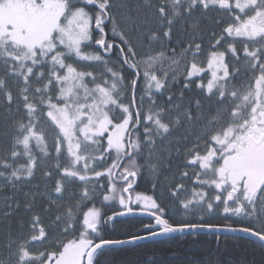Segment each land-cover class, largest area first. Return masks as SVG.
Returning a JSON list of instances; mask_svg holds the SVG:
<instances>
[{"label": "snow or ice", "instance_id": "snow-or-ice-1", "mask_svg": "<svg viewBox=\"0 0 264 264\" xmlns=\"http://www.w3.org/2000/svg\"><path fill=\"white\" fill-rule=\"evenodd\" d=\"M143 2L148 5L151 0ZM179 2L169 0L173 5ZM111 6V0H31L26 16L9 19L0 30V116L7 121L2 136L7 158L0 157V168L12 169L7 175L11 182L12 177H33L37 160L55 161V172H44L46 179L54 175L55 179L50 193L44 194L49 203L42 209L53 215L42 226L45 218L40 215L41 210L32 202L24 204L27 219L19 221L20 235L6 242V247L12 249L10 258H14V264H100L105 245H124L100 239L101 210L94 201L101 186L93 179L97 182L105 173L90 169L113 152L116 160L126 151L127 121L119 123L116 111L127 112L121 103V89L127 85L121 78L119 82L114 79L110 87H90L89 76L77 71L67 59L82 58L85 45L93 42V23L95 30L102 32V25L108 20L112 21V34L123 41L121 51L127 46L135 55L115 18L107 13ZM197 7L211 14L204 18L211 19L214 25L207 32V68L211 78L205 84L201 77L205 69L198 56L204 51V30L198 17L191 24L194 34L183 47L179 60L160 51L159 56L145 64L143 90L151 95L153 90L159 92L165 87L168 74L163 73V79L157 76L154 62L167 61L177 67L184 55L191 54L190 67L187 62L180 73L183 88L189 90L194 83L206 99L215 98L207 111L202 110L199 98L193 101L201 109L195 119L203 124L205 146L196 152L191 163L214 177L204 183L218 190L227 187L228 200L242 195L255 211L254 201L260 198V188L264 187V167L258 164L264 161V0H190V7L185 10L191 13ZM101 11L107 20L101 18ZM174 15H181L179 9L174 10ZM168 22L171 25L173 21ZM164 37L171 40V27L165 29ZM157 39L156 33L149 36L151 43ZM226 56L230 59L226 60ZM139 79L135 76L132 81L133 99ZM173 82H178L177 76ZM188 118L193 119L191 112ZM201 152L204 154L200 155ZM20 159L27 164L12 168V162ZM130 166L135 168L137 160H131ZM4 176L0 171V177ZM102 187L108 190L105 185ZM116 196L119 197L118 192ZM102 198L112 201L114 197L111 194ZM137 199L145 206L151 200L141 195ZM216 201L220 202L219 196ZM86 203L93 206L82 213L81 223L80 209ZM19 207L15 205L16 210ZM228 211L225 208L223 214ZM237 211L246 210L241 206ZM14 214L9 206L0 216L10 219ZM205 227L231 230L220 224ZM55 230H59L58 236ZM0 264L5 262L0 260Z\"/></svg>", "mask_w": 264, "mask_h": 264}, {"label": "trees", "instance_id": "trees-1", "mask_svg": "<svg viewBox=\"0 0 264 264\" xmlns=\"http://www.w3.org/2000/svg\"><path fill=\"white\" fill-rule=\"evenodd\" d=\"M6 1L0 0V6L11 5L14 2L15 5H20L21 2H28L27 4L31 5V0ZM103 2L105 0H100V3ZM111 4L112 6L107 9V13L115 18L119 30L123 32L132 48L135 49V55L133 56L129 52L127 46H124L121 51L123 41L119 36L112 34L110 30L112 21L108 20L106 24L102 25V32L96 31L93 23L91 33L93 42L85 45L82 58L77 59L74 56L67 58L77 71L86 73L89 76L87 79L89 85L92 84V81L101 83L107 80L103 84L110 87L114 79L119 82L121 78L127 85L126 88L121 89L123 95L121 103L127 109V112L117 109L116 119L119 123L127 121L128 149L126 148L125 153L116 160H114L115 153L113 152L111 156L105 157L103 161H97L95 168L92 169V172L102 171L105 173V176H102L99 181L96 182V179H93V183L101 186L100 189H97L94 204L101 210L102 236L100 239L102 240H120L138 234L136 217L122 211L125 200L124 185L125 183H132V179L129 178L122 182L119 178H123L127 173H134L136 179H138V186L135 185L130 190V195L138 189L157 198L169 197L173 210H179L182 197L190 193L192 188L195 187L191 179L194 172L189 171L187 178L183 177L182 172V168L186 167L185 163L192 153H175L185 149L186 141L196 133V128L199 125V121L195 117L201 109H197L193 101L196 98L200 99V92L195 88L194 83L191 89H184L183 76L180 74L191 54L184 55L181 64L177 67L170 65L167 61L152 64V67L156 70L155 74L161 79L164 78L163 73L168 74L165 87L159 92L153 90L149 95L143 90L146 89L144 72L146 70L145 64L151 58L159 56L160 51H165V55L171 59H180L183 47L187 46L186 43L191 40L194 34L191 24L198 17L200 18V27L204 30V51L198 56V59L202 61L203 54L209 50L210 37L207 32L214 26L211 19L204 18L211 14L203 13L199 7L191 13L185 10L190 7V0H180L175 5L170 4L169 0H151L148 5L144 4L143 0H111ZM175 9H179L180 16L174 15ZM100 16L102 19L107 20V15L103 11H101ZM169 19L173 21L171 25H169ZM169 27L172 31L170 41L164 37L165 29ZM153 33L158 34L155 43L149 41V36ZM109 45L113 46L109 47ZM172 49L176 51L174 54L171 52ZM88 57H94L95 59L90 60ZM125 57H127L126 60ZM130 65L133 67H130ZM188 66H190V61ZM92 75H96L98 80H92ZM135 76H139L140 79L135 85V99H133L132 81ZM175 76L178 78L177 83L173 82ZM181 93H183L182 98ZM202 110H205V108ZM189 112L193 117L191 120L188 118ZM146 116L160 118L161 123L168 130L159 131L158 135L151 138H145V135H142L141 151L137 153L133 126L137 118L141 120L142 126H144L143 119ZM6 123V119L0 116V157L3 158H7L5 155V141L2 139ZM145 125L146 127H152L151 124ZM149 139H153V142ZM133 159L138 162L135 168L130 166V161ZM21 163L27 164V161L23 159L13 161L12 168H16ZM54 164L55 161L51 159L48 161L37 160L34 169L35 175L26 180L48 188L52 187L55 175L52 179H46L44 172L46 170L55 172L52 168ZM0 171L6 174V176L0 177V213L3 212L7 202H12L15 211L14 216L10 219L0 216L1 258L6 251V242L10 238H18L20 235L19 221L22 218L27 219L24 212L26 202H32L41 210L40 215L45 218V225L42 226L49 223L53 213H46L42 210L44 205L48 204L42 200L33 199L32 197L26 199L16 192L12 195L11 185L25 178L22 176L17 180L12 177L10 182L7 175L11 174L12 169L0 168ZM91 175L93 174L91 173ZM142 182L147 183V187L141 188V185L139 187ZM103 185L108 190H104ZM179 186L184 189H179ZM112 189L115 191L110 192ZM117 192L119 197L116 196ZM111 194L114 197L112 201H103V195ZM16 204L20 205L18 210L15 209ZM92 206L93 204L86 203L80 209L81 223L82 213ZM112 217L113 221H110ZM107 221L109 222L107 223ZM171 221L175 225L209 223L199 217L183 218L178 215L177 217L172 216ZM55 231L58 236L59 230ZM99 260L100 264H264V245L244 237L188 234L163 238L154 243H142L126 247H104Z\"/></svg>", "mask_w": 264, "mask_h": 264}, {"label": "flooded vegetation", "instance_id": "flooded-vegetation-1", "mask_svg": "<svg viewBox=\"0 0 264 264\" xmlns=\"http://www.w3.org/2000/svg\"><path fill=\"white\" fill-rule=\"evenodd\" d=\"M209 51L210 49L203 54V59L202 61H200L201 62L200 66H202L205 69V72L201 74L202 80L205 84L207 80L210 79L211 77L210 75L211 70L207 68V58ZM228 59L230 58L226 56V60ZM193 79L199 80L200 78H193ZM200 99L203 108H205L204 111L208 110L210 104L215 103V98H213L212 100H208L203 96L201 92H200ZM161 122L162 120L158 117L151 118L146 116L143 119L144 126H142L141 120L139 118L136 119V122L133 126V131H135V148L137 153L141 151L142 135H145V138H151L154 135L155 136L158 135L159 131L161 132L165 131V128L167 127L164 126ZM145 124H151L152 127H146ZM202 131H203V124L199 121V125L196 128V133H194L190 137V139L186 141L187 144L185 146V149L181 150L180 152L179 151L175 152V153H192L191 157L185 163L186 167L182 168V172H184L183 177L187 178L189 176L188 175L189 171L194 172V175L191 176V179L195 187L192 188V191L190 193L193 194L195 189L199 187L198 191L195 194V197H198L199 203L201 204V207L199 208L198 213H196L197 214L196 216L201 218L205 222H209V223L197 224V225L220 224L230 228L250 230L261 236H264V187L260 188V192H259L260 198L255 199L254 201L255 211H253L252 205L245 202L243 200L242 195H238L234 197L232 200H228L229 189L227 187L223 188V190H218L215 188L214 185L209 186V184L204 183L205 180L211 181L214 177H212L209 173L204 174L203 170L199 168L198 164L191 163V161L194 159L196 155V152L202 151V149L205 146L202 142ZM149 140L153 142V139H149ZM203 154H204L203 152L200 153V155ZM139 156L137 158L138 161H139ZM258 164L259 166L264 167V161L258 162ZM191 167H196V168L191 169ZM119 179H122V177ZM130 184L131 183L128 184L125 183L124 188L126 186H129ZM136 185L138 186V179H136ZM140 185L142 186L141 188L147 187V183L144 182L139 184V187ZM179 189L183 190L184 188L179 186ZM131 195H132L131 197L132 202L130 208L132 210L148 212L153 215V217L134 215L136 217L135 220L137 224L138 234L133 237H147L154 234L158 235L159 231H162L166 226L167 227L181 226L172 223L171 221L172 216L177 217V215H179L183 218L187 217L186 214L181 212V210L184 209L182 208L183 207L182 200L180 201L179 210L176 209L173 210L172 205L170 203L171 199L169 197L163 199L157 198L154 195L141 192L138 189ZM138 195L148 196L151 198L147 206H145V204L141 200L137 199ZM217 196L220 197L219 203H217L216 201ZM241 206L246 210L245 212L237 211V209L240 208ZM225 208H228L229 211L226 214H223V210ZM122 211H125V209L123 208ZM156 216L160 217L163 220V223H161V225L159 226L156 224V219H157ZM217 221L222 223H218ZM160 240L161 239H155L143 243H150V242L154 243Z\"/></svg>", "mask_w": 264, "mask_h": 264}, {"label": "rangeland", "instance_id": "rangeland-1", "mask_svg": "<svg viewBox=\"0 0 264 264\" xmlns=\"http://www.w3.org/2000/svg\"><path fill=\"white\" fill-rule=\"evenodd\" d=\"M8 1L9 0H7L6 2H8ZM12 1H14V0H12ZM27 3L21 2L20 5H15V2H14L11 5L0 6V30H2L3 25L9 19H17V18H22V17L26 16L28 14V12L31 10V5H28ZM91 77H92V80L97 79L96 75L95 76L92 75ZM106 81L107 80L103 81L104 84ZM103 82L95 83L94 81H92V84L91 85L88 84V85L90 87H95L96 85L106 87L103 84ZM121 124H123V123H121ZM127 149H128V142H127ZM195 168L196 167H191V169H195ZM90 171H92V169H90ZM206 174H208V173H206ZM89 175L91 176V173ZM198 188L195 189L193 194L187 193L181 199L182 204H183L182 208H184L181 210V212L186 214L187 217H197L196 213H198V210L201 207V204L199 203L198 197H195V194L198 191ZM11 189H12V195L16 192L18 195H21L23 198L29 199L32 197L33 199H39V200L44 201L45 203H49L47 197L44 194L50 193L51 187L48 188V187L43 186L41 184H35V183L29 182L26 179H24L22 181H17L13 185H11ZM57 199L63 200L64 198L59 197ZM62 203H64V202L62 201ZM9 206L13 207L12 202H9V203L7 202V204L4 206L3 212H5V210H7ZM179 217H181V216H179ZM37 247H40V246L38 245ZM5 250H6L5 254L3 257L0 258V260H3L5 262V264H14V258H10V254H11L12 249L5 247Z\"/></svg>", "mask_w": 264, "mask_h": 264}, {"label": "water", "instance_id": "water-1", "mask_svg": "<svg viewBox=\"0 0 264 264\" xmlns=\"http://www.w3.org/2000/svg\"><path fill=\"white\" fill-rule=\"evenodd\" d=\"M128 178H133V183L129 186H127L124 189V194L126 195V204H125V214L129 215H138V216H147V217H153L152 214L148 212H141V211H134L130 208L131 205V195L129 194V190L133 189L136 185V175L134 173H129L125 176L123 181H126ZM156 224L159 226L161 223H163V220L156 216ZM193 225H188V227L183 226H172V227H164L162 231H159L158 235H150L147 237H132L128 239H122V240H113L111 242L114 243H123L124 245L121 246H113V247H126V246H133L137 244H141L143 242L152 241L155 239H163V238H169V237H176V236H183L188 234H216V235H224V236H235V237H244L251 240H254L256 242L262 243L264 241V236H261L255 232H252L250 230H242L239 228H230L231 230H216L211 229L209 230L205 225H195V228L192 227ZM110 241V240H105ZM264 244V243H262ZM104 247H110L105 245Z\"/></svg>", "mask_w": 264, "mask_h": 264}]
</instances>
